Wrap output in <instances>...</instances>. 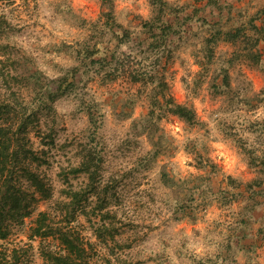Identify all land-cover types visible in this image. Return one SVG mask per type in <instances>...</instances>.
I'll list each match as a JSON object with an SVG mask.
<instances>
[{"label":"rangeland","instance_id":"obj_1","mask_svg":"<svg viewBox=\"0 0 264 264\" xmlns=\"http://www.w3.org/2000/svg\"><path fill=\"white\" fill-rule=\"evenodd\" d=\"M165 1L183 8L182 21L172 22L179 34L161 60L167 96L195 111L192 124L162 113L167 98L129 77L158 57L147 52L151 0L2 4L15 32L5 40L14 52L8 68L0 49V74L33 69L54 89L62 77L72 85L30 135L36 150L50 153L38 171L51 197L37 194L33 215L0 240L22 249L21 264H46L31 228L41 212L59 218V202L89 185L88 174L69 173L91 152L99 187L93 203L98 208L106 198L105 211L123 223L97 230L96 238L95 227L113 218L105 221L99 210L97 221L79 217L77 230L96 244L94 264H264V0ZM240 28V40H228ZM254 47L262 54L257 62L247 53ZM118 60L127 70H117ZM24 93L33 100V90ZM253 191L258 204L250 211ZM50 239L44 245L59 249Z\"/></svg>","mask_w":264,"mask_h":264},{"label":"trees","instance_id":"obj_2","mask_svg":"<svg viewBox=\"0 0 264 264\" xmlns=\"http://www.w3.org/2000/svg\"><path fill=\"white\" fill-rule=\"evenodd\" d=\"M15 1L17 0H0V49L4 56L2 63L6 64L7 68V64L14 58V52L5 40L15 32V27L2 9V4ZM104 1L107 3L111 0ZM151 3L154 14L150 20L145 22L151 38L147 42V52L158 57L154 63L147 65L144 71H130L129 77L135 83H143L147 87L154 86V90L160 92L162 98H167V108L161 106L162 113L172 111L188 123H195V111L187 106L175 104L173 99L167 96L169 84L163 69L165 68L162 65L163 61L161 63L163 54L171 52L168 47L171 36L179 34L176 23L182 21L183 8L174 7L165 0H151ZM210 3L218 6L219 0H210ZM107 14L109 17L112 16V12ZM171 16L175 18L172 21L169 19ZM189 18L191 17L187 16L184 19L187 21ZM112 22V25L116 24L114 19ZM263 30L264 28H259V32ZM241 33V28L230 31L227 33V38L236 43L240 40ZM124 34L130 37L128 31ZM255 48L247 53L250 60L257 62L262 59V54L259 49ZM24 58L16 60L21 63ZM116 68L127 70V64L124 60H118ZM0 76L5 86V92L0 93V240L6 242L12 235L13 226L24 224L26 219L33 215L32 206L40 200L36 195L39 194L43 199L51 197V186L38 171L40 167L51 163L50 153L46 149L36 150L30 135L33 130H39L38 126L42 124L43 118L53 113L54 104L70 92L72 85L66 77H62L54 80V83H57L54 89L44 81L41 72L33 69H28L27 72L17 71L13 75L9 68L1 71ZM26 90L30 92L33 90V100H26L24 95ZM143 130H147V127H143ZM53 136L49 133L46 138L55 142ZM73 173L88 174L89 185L79 191H71L69 193L71 200L68 202H59V212H62L59 218L56 216L58 214L53 216L51 213L41 212L36 225L31 228V237L42 240L41 255L46 264H94L97 256L96 244L88 241L75 225L81 215L86 216L90 221L94 219L97 221L98 212L102 214L105 221L113 218L112 222H105L99 224L98 228L95 227L96 238L97 230L103 234L111 228L123 226V223L118 225L122 221L117 220V214L111 215L110 211H105L108 205L106 198H100L98 208L97 201L93 203L92 196L97 195L99 187L97 185V161H94L92 152L89 159H84L76 167H72L69 174ZM27 183L30 189H34L33 193L26 188ZM249 188H253V185H249ZM254 195L256 191H253L250 197L255 203L248 202L246 207L250 211L255 210L258 204ZM50 238L59 241V249H53L51 245H48L51 241L44 245L46 241L51 240ZM21 250L17 247H10L6 243H0V264H21L24 261ZM209 264H218V262L212 259Z\"/></svg>","mask_w":264,"mask_h":264}]
</instances>
